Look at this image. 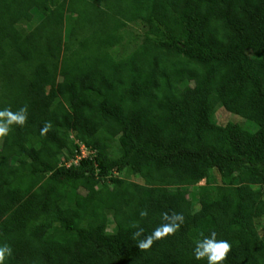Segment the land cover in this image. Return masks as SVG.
Instances as JSON below:
<instances>
[{"label":"trees","instance_id":"16d2710c","mask_svg":"<svg viewBox=\"0 0 264 264\" xmlns=\"http://www.w3.org/2000/svg\"><path fill=\"white\" fill-rule=\"evenodd\" d=\"M24 106L4 264H207L213 231L264 264V0H0V110ZM164 213L184 222L140 249Z\"/></svg>","mask_w":264,"mask_h":264},{"label":"clouds","instance_id":"9594fccd","mask_svg":"<svg viewBox=\"0 0 264 264\" xmlns=\"http://www.w3.org/2000/svg\"><path fill=\"white\" fill-rule=\"evenodd\" d=\"M27 106L21 107L18 111L12 112L9 108L0 110V139L7 137L11 131V126H23L27 120ZM48 130V125L41 129V134ZM147 215L141 212V216ZM163 223L156 227L152 233L139 241L138 247L142 250L149 249L154 241L173 235L184 222V217L179 213L163 214ZM140 235V231L135 233ZM232 250L231 244L225 239H217V233L211 232L207 236L195 241L193 256L197 261L206 259L207 264H225L229 253ZM12 255V248L8 244H0V264H4L6 257Z\"/></svg>","mask_w":264,"mask_h":264},{"label":"rangeland","instance_id":"374dc122","mask_svg":"<svg viewBox=\"0 0 264 264\" xmlns=\"http://www.w3.org/2000/svg\"><path fill=\"white\" fill-rule=\"evenodd\" d=\"M216 120L220 124H226L229 122H238L239 118L232 116L231 114L227 113L224 109H221L218 111ZM1 144V142H0ZM205 182L201 183V185H204Z\"/></svg>","mask_w":264,"mask_h":264}]
</instances>
